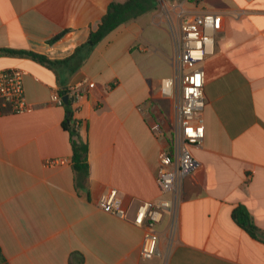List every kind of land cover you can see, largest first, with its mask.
<instances>
[{
    "label": "crops",
    "instance_id": "1",
    "mask_svg": "<svg viewBox=\"0 0 264 264\" xmlns=\"http://www.w3.org/2000/svg\"><path fill=\"white\" fill-rule=\"evenodd\" d=\"M123 1L0 0V49L63 60L96 30L110 2ZM191 9L222 15L213 55L203 62L204 138L189 149L197 167L180 181L173 238L168 244L165 215L151 259L140 255L142 230L130 221L140 201L159 196L154 174L162 143L147 122L166 127L172 116L160 94L171 72L157 75L144 49L164 52L167 32L156 11L120 24L79 67L0 56V70L23 71L33 108L0 112V264H264V0H201ZM86 80L92 87L76 115L87 143L81 177L62 127L65 107L49 96ZM147 102L150 118L137 111ZM49 159L56 164L46 166ZM109 188L128 208L127 220L98 208ZM238 206L258 238L232 220Z\"/></svg>",
    "mask_w": 264,
    "mask_h": 264
},
{
    "label": "built area",
    "instance_id": "2",
    "mask_svg": "<svg viewBox=\"0 0 264 264\" xmlns=\"http://www.w3.org/2000/svg\"><path fill=\"white\" fill-rule=\"evenodd\" d=\"M201 0H156V16L166 29L171 54V74L160 83V94L170 100L172 116L166 127L156 119H149L148 130L162 146L157 153L154 180L159 196L154 201H140L130 223L142 230L140 255L151 259L159 254L158 225L167 215L166 236L171 242L177 226L180 202V181L190 174L197 163L190 154V147L198 146L204 138V69L203 62L214 52V38L221 29L222 15L217 12L192 10ZM23 71L17 68L0 70V112L14 115L29 114L32 106L26 101ZM92 82L89 80L68 85L63 94L52 91L49 102L64 106L67 96L72 113V127L80 130L82 122L77 118L80 104L88 96ZM153 106L147 102L137 107L145 118H150ZM56 160L45 161L46 166ZM98 208L121 220H127L128 208L123 206L118 191L109 188L97 200ZM166 254L164 255V259Z\"/></svg>",
    "mask_w": 264,
    "mask_h": 264
},
{
    "label": "trees",
    "instance_id": "3",
    "mask_svg": "<svg viewBox=\"0 0 264 264\" xmlns=\"http://www.w3.org/2000/svg\"><path fill=\"white\" fill-rule=\"evenodd\" d=\"M178 1V0H169ZM156 0H124L123 2H110L106 12L101 17L96 30H91L84 43L78 46L74 52L63 60H50L47 57L28 51V50H13L7 48L0 49V56H16L30 59L46 67H52L57 64L74 61L75 67L81 66L91 50L98 44L109 32L113 31L120 24L128 20L135 19L137 16L156 9ZM60 35L55 36L50 42L56 41ZM66 114L62 127L68 131L71 137L72 150V169L75 174H80L81 177L86 175V155L87 143L79 136V131L72 127V113L70 104L64 105ZM232 220L250 236L258 238V229L253 225L247 211L238 206L231 213ZM264 242V234L261 237Z\"/></svg>",
    "mask_w": 264,
    "mask_h": 264
},
{
    "label": "rangeland",
    "instance_id": "4",
    "mask_svg": "<svg viewBox=\"0 0 264 264\" xmlns=\"http://www.w3.org/2000/svg\"><path fill=\"white\" fill-rule=\"evenodd\" d=\"M180 0L176 1L179 2ZM163 50L164 52L162 55L159 57L158 54L154 50H152V47H144L145 49V55L150 59L152 63V67L154 70L157 72V75L159 76H166L169 75L171 72V68L169 65V57L171 54V45L169 38L167 34H164L163 37ZM165 115L169 116V109L166 108L165 110ZM167 238V236H166Z\"/></svg>",
    "mask_w": 264,
    "mask_h": 264
},
{
    "label": "water",
    "instance_id": "5",
    "mask_svg": "<svg viewBox=\"0 0 264 264\" xmlns=\"http://www.w3.org/2000/svg\"><path fill=\"white\" fill-rule=\"evenodd\" d=\"M62 102H63V105H67L68 104V98H67V96H63L62 97Z\"/></svg>",
    "mask_w": 264,
    "mask_h": 264
}]
</instances>
